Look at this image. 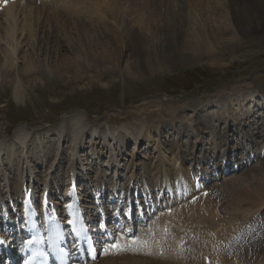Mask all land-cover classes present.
<instances>
[{
    "label": "bare ground",
    "instance_id": "1",
    "mask_svg": "<svg viewBox=\"0 0 264 264\" xmlns=\"http://www.w3.org/2000/svg\"><path fill=\"white\" fill-rule=\"evenodd\" d=\"M7 1V6L0 11V85L9 83L12 86L16 102L25 97L22 80L35 84L41 75L48 80L70 83L96 80L105 87L107 83L101 80L120 72L139 78L153 71L167 72L168 69L191 65L200 58L209 65L222 66V52L226 55V49L234 46L236 53L244 55L256 43H245L243 36L259 33L261 30L254 28L258 22L262 23L259 27L264 30V3L260 4L264 0H255L256 7L250 5V0L244 6L239 5L240 0H181L179 6L184 15L175 10V0ZM225 11L227 14L223 13ZM258 14L262 16L261 21L257 19ZM143 18L149 25L155 19L158 21L154 29L148 26L149 34L140 27ZM162 21L165 22L163 28ZM190 24L193 28L189 27ZM244 25H251L253 29L247 32ZM62 42L70 43L68 58ZM180 44L190 47V51L178 52ZM162 48L171 53L160 58L157 52ZM11 72L17 73V81L9 78ZM236 91L229 101L190 100L184 108L179 106L183 108L179 117L187 108L196 111L195 120L187 115L186 119L194 121L198 131L201 125L225 124L220 130L219 142H215V147L225 151H229V147L224 138L230 134L243 131V136L253 141L255 137L264 138L263 128L253 119L257 107L264 106V89L254 92L251 87L243 86ZM232 101L236 102V109L231 107ZM144 104L146 110L155 107V115L161 118L148 121L147 110L144 116L136 117L131 123L93 126L87 122L86 113L73 111L53 127L46 126L34 134L24 125L15 127L10 138L0 141V216L6 202L22 197L25 181L34 188L44 190L48 187L54 203L58 204L53 183L63 186L66 191L62 194L65 195L71 183L79 179L85 180L82 187L91 188L87 192L79 186L83 205L90 215L93 208L88 198L90 193L102 195L106 188H102L106 184L104 178L113 172V181L107 187L112 194L121 195L124 190L131 189L134 196L140 191L147 195L155 192L161 197L168 193L172 197L175 188L177 197L171 200V204L169 201L159 203L155 215L147 219L138 229L139 235L131 240V248L117 255L102 256L90 264H204L205 258L213 263L216 262L214 240H228L236 230L238 239L255 240L257 244L251 248L257 251L258 240H264V153L257 155L259 166L250 165L246 171L242 169L241 178L233 177L235 179L230 182L212 187L204 185L195 190L192 181L199 172L191 176L181 165L188 159L181 151L178 152L180 163H171L175 164V169L165 164L159 147L151 165L139 161L143 155L137 147L146 139L148 122L153 123L154 132L163 144L167 142L163 132L179 134L178 137L186 133L185 129L176 126L178 115L175 112L165 114L166 118L156 100ZM220 104L223 111L217 113L213 109ZM225 111L226 117L222 116ZM129 145H132L131 152H127ZM171 146L172 149L179 148L178 143ZM189 154L194 165L209 162L205 156L198 161V156ZM101 158L104 163L99 166L97 161ZM240 167L232 173L241 170ZM40 168L43 169L40 171ZM61 170L64 173L59 177L56 173ZM93 172L95 177L90 176ZM181 188L190 194L186 199L179 198ZM12 221L9 213L7 232H12ZM3 227L0 219V238H5L7 233ZM7 240L12 241L11 237ZM145 240L149 246H145ZM158 251L164 256L159 257L162 255H158ZM261 257H257L258 264L263 263ZM224 258L230 264H236L233 259Z\"/></svg>",
    "mask_w": 264,
    "mask_h": 264
},
{
    "label": "rangeland",
    "instance_id": "2",
    "mask_svg": "<svg viewBox=\"0 0 264 264\" xmlns=\"http://www.w3.org/2000/svg\"><path fill=\"white\" fill-rule=\"evenodd\" d=\"M180 1L181 0L174 1L175 10L179 15H184V10L179 6ZM250 1V5H254V7H256V1ZM239 3V5L244 6L246 5L247 0H240ZM263 3L264 2H260L262 5ZM226 11L223 13L227 14ZM257 11H259L258 8ZM163 12L160 13L163 14ZM257 19H260L261 21L262 16L258 14ZM130 20L133 22V17L130 18ZM142 22L143 24L140 23V27L145 31V34H149L148 30L150 27L148 26H151V28L154 29L156 27V22L158 21L155 19V21L150 22L149 25L143 18ZM161 24V28H163L165 26V22L162 21ZM261 24V22H258V25L254 26V28L261 30L259 33H248L243 36L242 39L245 43L246 41H254L256 43L255 47L248 49L244 55L240 56V52L236 53L234 51V46H229L228 49H226L227 51L225 50L226 55L224 52H222L223 54H220L223 58L222 66L209 65L207 64L208 61L206 63L205 59L200 58L191 65L168 69L169 71L167 72L159 71L156 73L153 71L154 73L150 72L139 78L131 77L126 72H120L115 73L111 76V78L104 77L101 81H105L107 83L105 87L101 86L98 81L96 82V80L90 81L85 79V81L81 83H70L66 79L65 81L67 82L50 78L48 80V78L38 75L41 78L37 79L35 84L26 83L22 80L23 93H25V97L21 102H16L13 98L12 86L9 83L2 84L0 85V127H2V129H0V141L5 142L8 138H10L12 131L17 126L24 125L27 129H29L31 134H34L44 130L46 126L53 127V125L58 123L63 116L73 111L86 113L89 118V121L87 122L93 126H97L99 124H102L103 126H113L128 122L131 123L134 119H136V117L144 116V113L147 110V120H156L161 117L155 115V107H148L146 110L147 105L144 104L145 102L156 100L158 107L162 109L161 111L164 116L165 114L167 115L174 112L178 115V119H175V124L177 127L185 129V134L187 135H182L181 133L180 137H178L179 134L170 135V133L163 132L162 135H165L167 139L166 144H163L161 143L162 141L160 136H157L154 132L155 126L153 123L148 122V133L146 135V139L143 140L137 147L140 155H143L139 161H143L151 165L155 161V157H157L156 154L158 153H156V149L159 147L160 152L163 154L162 159L165 164L172 169L175 165H171V163H175V161L178 160V152H186L188 150L186 152L188 154L181 153L187 155L188 157L189 152H191L192 155L196 154V156L199 157V161L202 160V157L204 156L209 159L210 162L208 164L205 163L206 165H202V163H200L201 165H199V169L204 170L205 173L209 172L207 167L208 165L215 166L223 161V150L218 147L217 149L214 147L216 145L215 142H219L218 139L222 134L220 130L225 127V124L214 123L213 126L209 124L207 127L201 125L199 128H201L202 131L199 129L200 131L198 133V126L195 125L194 121H191V119H196V111L193 112L192 109L187 108L184 110L185 112L183 115L179 117L181 114V108L186 106L185 104L193 99H198L199 102L204 100L214 101L218 99L221 101H229L234 98V92H237L236 90H239L243 86L251 87L254 92L264 89V30L261 29L262 27H259ZM189 27L193 28L191 24ZM243 27L247 32L253 29V26L251 25H244ZM151 33L153 34L154 32L151 31ZM72 35L76 37L75 34ZM77 40L76 42L79 43ZM155 40L156 39L154 38V41ZM62 45L64 54L68 58L71 51L70 43L62 42ZM189 49L190 47L184 46L183 44H180L177 47V50L180 53H187L190 51ZM157 53L160 55V58H163L171 53V51H166L165 48H162L161 50L159 49ZM92 72L95 73V71ZM18 76L20 75L18 74ZM9 78L17 81V73L11 72ZM227 102L224 105L225 107L227 106ZM160 103H162V105H160ZM234 104H236V102L232 101L231 107L236 109L237 105L234 106ZM221 107L223 106L220 104L217 108L214 107L213 110L223 111V108L221 109ZM219 111L217 113H221ZM239 113L241 114V112H237V114ZM186 115L191 119H186ZM227 115L226 111L224 113L222 112V116L226 117ZM254 116L255 117H253V119L258 122L260 127H263L264 106H258ZM213 138H216V140L214 141ZM246 139L255 144V147L258 149L263 145L260 144L261 139H259V137H255V141H253L252 139L243 137L240 132H236L232 135L230 134L226 138L227 147H229V154H227V156L230 161V164L227 166L228 168L234 169L240 162V159L242 160L251 155L254 156L258 152L256 148H252L253 145H250ZM172 143H178L179 148L172 151ZM131 146L132 145H129L127 152H131ZM263 148L264 145L262 149ZM142 149L144 150L142 151ZM199 149L201 151H199ZM212 149L214 150L213 152H211ZM212 155L213 157L210 158ZM163 156L165 157L163 158ZM145 157H149V159ZM103 160L104 159L101 158V160L97 162L99 163V166L100 164L102 165L104 162ZM239 165L243 167V161ZM253 165L259 166V161L257 160L253 163ZM183 167L188 169L191 168L192 163H190V160H186L185 163H183ZM220 167L222 166H219V168ZM100 168L104 169V167ZM246 168H241V170H239L240 172H236L237 174L228 173L227 175H221L218 171V178L211 181L208 186L212 187L217 183L228 182L233 179V177L239 179L241 178L243 170H246ZM63 172L64 170H61L56 174L57 176H60ZM108 173H110V170ZM112 175L113 173L111 176H106V181H109L112 178ZM90 176L95 177V173H91ZM83 182H85V180L82 181L81 179L80 184L82 185ZM53 187H58V184L53 183ZM231 250L234 249L231 248Z\"/></svg>",
    "mask_w": 264,
    "mask_h": 264
},
{
    "label": "snow or ice",
    "instance_id": "3",
    "mask_svg": "<svg viewBox=\"0 0 264 264\" xmlns=\"http://www.w3.org/2000/svg\"><path fill=\"white\" fill-rule=\"evenodd\" d=\"M113 247L116 248L117 250H119L120 245H118V244L117 245H113ZM107 251H108V249H105V252H107Z\"/></svg>",
    "mask_w": 264,
    "mask_h": 264
}]
</instances>
